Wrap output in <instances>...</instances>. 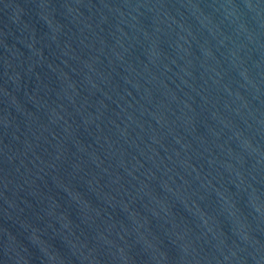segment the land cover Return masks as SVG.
Returning a JSON list of instances; mask_svg holds the SVG:
<instances>
[{"label": "water", "instance_id": "obj_1", "mask_svg": "<svg viewBox=\"0 0 264 264\" xmlns=\"http://www.w3.org/2000/svg\"><path fill=\"white\" fill-rule=\"evenodd\" d=\"M0 264H264V0H0Z\"/></svg>", "mask_w": 264, "mask_h": 264}]
</instances>
